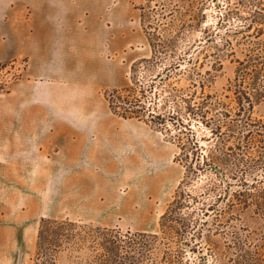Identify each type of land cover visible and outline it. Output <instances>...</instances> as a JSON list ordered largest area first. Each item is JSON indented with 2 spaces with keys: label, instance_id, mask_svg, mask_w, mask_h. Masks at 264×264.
Masks as SVG:
<instances>
[{
  "label": "trees",
  "instance_id": "trees-1",
  "mask_svg": "<svg viewBox=\"0 0 264 264\" xmlns=\"http://www.w3.org/2000/svg\"><path fill=\"white\" fill-rule=\"evenodd\" d=\"M146 7H152L147 22ZM216 9V20L206 12ZM143 28L152 57L143 62L160 71L145 82L105 92L113 114L137 119L168 135L184 167L173 201L160 219V233H123L118 229L71 220L42 218L34 264H58L65 249L87 248L85 264H188L184 246L199 252L211 233L235 226L253 209L264 214V121L228 117V105L248 116L264 101V0H147ZM196 30V40L182 43V33ZM240 53V56H238ZM237 63V76L225 100L208 93L221 60ZM134 72V68H133ZM232 94V95H230ZM196 122V123H195ZM238 245L235 264H264L262 255Z\"/></svg>",
  "mask_w": 264,
  "mask_h": 264
},
{
  "label": "crops",
  "instance_id": "crops-1",
  "mask_svg": "<svg viewBox=\"0 0 264 264\" xmlns=\"http://www.w3.org/2000/svg\"><path fill=\"white\" fill-rule=\"evenodd\" d=\"M140 5L0 0V63L26 61L0 93V210H21L17 232L34 242L43 217L115 225L103 213L121 209L135 162L148 175L174 161L159 157L157 137L142 122L116 117L105 96L126 87L134 62L152 55ZM6 193L15 195L8 205Z\"/></svg>",
  "mask_w": 264,
  "mask_h": 264
},
{
  "label": "rangeland",
  "instance_id": "rangeland-1",
  "mask_svg": "<svg viewBox=\"0 0 264 264\" xmlns=\"http://www.w3.org/2000/svg\"><path fill=\"white\" fill-rule=\"evenodd\" d=\"M146 4L147 0H141V5L139 6L141 11L142 7H145ZM151 11L152 7H146L145 12L149 25L155 21L154 18H150ZM206 15V21H215L216 9L213 7L209 8ZM145 35L147 37L146 33ZM200 35L199 31L186 29L181 36L182 43L185 45L189 40L198 39ZM238 56H240V53H238ZM151 57L152 55L144 59H150ZM144 59H139L134 62L131 71L128 73L129 84L126 87L131 85L132 76L135 77L136 81L145 82L151 80L154 74L160 71V63H156L151 69L147 63L143 62ZM221 62L222 66L218 72L215 85L211 89H208L207 92L215 94L219 99L229 102L225 96L228 94L227 88L237 76V63L230 57L223 58ZM25 67L26 61L23 59L10 63H0V93L7 91L15 81L20 79ZM228 109L232 112L228 117H253L254 120L264 121V101L256 104L252 109V114L248 116L237 115V107L234 103L229 104ZM140 122L143 123L144 130H149L152 137H157L159 157L164 159L166 156L173 154V163L164 172H161L159 168L154 169L151 167L147 175L145 172V164L138 161L135 162L134 172L136 175L134 179L131 180L126 175L125 182L121 187L119 196L121 209L118 211L108 210L103 213L104 219L102 220L108 221V223L113 222L115 225L99 224L100 219L67 218L68 220L118 229L125 234L138 232L150 234L160 233L161 216L166 212L168 206L174 199L175 191L184 176V167L176 160L180 153L177 144L172 142L168 135L162 131L151 127L143 121ZM126 172L128 173V168ZM263 175L264 172L262 169H258L253 174L251 181H256L254 179L255 177L262 179ZM13 196H15L13 193L5 194L4 198L7 205L8 200H11ZM115 213L118 215H115ZM22 215V211L17 209L0 210V264L35 263L37 257V241H33L34 236L30 233L17 232L23 229V227L17 225L19 221H23ZM235 223L234 227L226 229V231L211 233L209 241L204 242L202 247H199V251H201L205 259L204 264H235L234 261L240 251L238 245L241 244L247 245L246 247L253 252H258L264 259V214L250 209L241 219L235 220ZM88 251L87 248L77 249L75 251L64 248L63 252L58 256V264H85ZM199 255L198 251L195 253L192 251L191 246H184L182 249V259L185 263L197 264L199 262Z\"/></svg>",
  "mask_w": 264,
  "mask_h": 264
},
{
  "label": "bare ground",
  "instance_id": "bare-ground-1",
  "mask_svg": "<svg viewBox=\"0 0 264 264\" xmlns=\"http://www.w3.org/2000/svg\"><path fill=\"white\" fill-rule=\"evenodd\" d=\"M109 146V145H108ZM10 249V248H9ZM7 253V252H6ZM11 257V256H10ZM8 258V257H7Z\"/></svg>",
  "mask_w": 264,
  "mask_h": 264
}]
</instances>
